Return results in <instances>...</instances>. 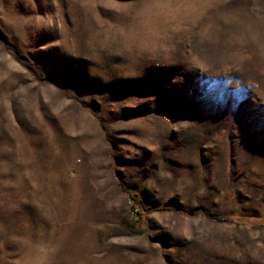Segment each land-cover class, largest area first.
Returning a JSON list of instances; mask_svg holds the SVG:
<instances>
[{
    "label": "rangeland",
    "instance_id": "374dc122",
    "mask_svg": "<svg viewBox=\"0 0 264 264\" xmlns=\"http://www.w3.org/2000/svg\"><path fill=\"white\" fill-rule=\"evenodd\" d=\"M0 264H264V0H0Z\"/></svg>",
    "mask_w": 264,
    "mask_h": 264
}]
</instances>
